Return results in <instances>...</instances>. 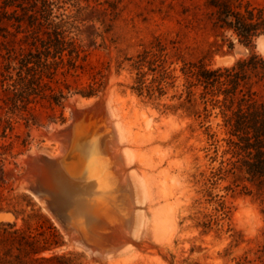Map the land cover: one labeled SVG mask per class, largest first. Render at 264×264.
Segmentation results:
<instances>
[{
	"label": "rangeland",
	"instance_id": "1",
	"mask_svg": "<svg viewBox=\"0 0 264 264\" xmlns=\"http://www.w3.org/2000/svg\"><path fill=\"white\" fill-rule=\"evenodd\" d=\"M225 1L264 15V0ZM208 2L57 1L53 14L74 26L75 67L64 56L54 78L42 79L51 90L22 104L6 100L4 90L16 78L18 54L30 48V28L26 19L18 28L20 11L11 14L0 0V264H264V185L227 171L239 157L229 150L217 108L204 113L196 100L198 117L180 107L183 62L215 69L264 57V35L240 43L219 28ZM90 88L94 95H80ZM252 91L264 100L262 84ZM50 95L63 98L55 103ZM90 113L107 114L116 128L112 142L127 186L120 201H132L131 215L121 208L119 220L99 225L104 235L128 227L104 255L86 251L63 219L81 211L85 194L67 188L65 214L58 212L37 167L56 159L64 142L100 144L104 134L87 127ZM37 242L44 250L33 254Z\"/></svg>",
	"mask_w": 264,
	"mask_h": 264
},
{
	"label": "trees",
	"instance_id": "2",
	"mask_svg": "<svg viewBox=\"0 0 264 264\" xmlns=\"http://www.w3.org/2000/svg\"><path fill=\"white\" fill-rule=\"evenodd\" d=\"M59 0H3V7H13L11 14H18V28L21 21L27 20L30 28V48L15 59L16 78L12 79L10 88L4 90L6 100L18 98L22 104L30 102V96H40L43 90H51L43 78L51 81L57 69L64 65L67 57L68 67H75L77 49L69 36L74 26L60 16L53 14L55 3ZM208 6L216 14L219 28L233 32L238 41L244 45L250 44L258 36L264 35V15L261 10L253 12L240 6L233 7L225 0H209ZM57 19V21H55ZM228 48H232L229 43ZM153 71V70H152ZM181 72L186 76L184 103L180 107L189 115L200 116L196 110V100L202 105V112L207 113V106L217 108L222 126L228 135L227 145L233 156L239 157L236 163H231L227 170H239L247 175L252 182L264 185V100L259 93L252 91L253 85L264 86V57L250 55L237 61L228 68H207L202 63L183 62ZM163 75V76H162ZM165 78V73H162ZM167 78V77H166ZM199 89L197 99L193 89ZM148 90H152L148 88ZM83 97L94 95L90 88L80 93ZM55 103L63 98L51 96ZM181 98V95H180ZM204 118L208 115L204 114ZM6 129H11L5 121ZM5 128L2 130L4 136ZM44 250L37 244L30 249L37 254ZM51 262V259H40ZM37 260H34V262Z\"/></svg>",
	"mask_w": 264,
	"mask_h": 264
},
{
	"label": "bare ground",
	"instance_id": "3",
	"mask_svg": "<svg viewBox=\"0 0 264 264\" xmlns=\"http://www.w3.org/2000/svg\"><path fill=\"white\" fill-rule=\"evenodd\" d=\"M226 58H223V60ZM85 118L88 128L97 129L104 134L100 144L88 145L81 142L80 145L69 146L64 142L63 145L59 146V151L53 156L56 159L53 161L41 160L37 167L41 182L46 188L45 191L58 212L65 214L63 209L67 204V197L64 192L67 188L78 189L85 194L86 202L80 209L81 211L71 215V217L64 216L63 219L66 220L68 225L74 227L72 231L88 247L86 251L93 255H104L115 245L119 238V232L128 231V227L114 226L110 232L104 235L101 231L103 228L100 230L99 225L102 223L103 218L112 221L113 219L114 221L119 220L121 208L131 215L132 201L129 197H125L123 203L120 201L121 190L127 188V186L125 179L121 177L117 168L116 157L118 155L112 142V134L116 128L111 118L107 114L98 117L92 113L86 114ZM77 127L81 129L79 126ZM78 132H84L85 134L87 131L80 130ZM91 136H89V140L92 139ZM72 143L74 142L72 141ZM82 143L86 146H82ZM126 219L128 218L126 217ZM124 222H122L123 225ZM122 223L120 224L122 225ZM102 240L103 243H100Z\"/></svg>",
	"mask_w": 264,
	"mask_h": 264
}]
</instances>
